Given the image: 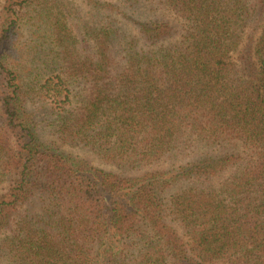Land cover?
I'll use <instances>...</instances> for the list:
<instances>
[{"label":"trees","instance_id":"1","mask_svg":"<svg viewBox=\"0 0 264 264\" xmlns=\"http://www.w3.org/2000/svg\"><path fill=\"white\" fill-rule=\"evenodd\" d=\"M5 260L264 264V0H0Z\"/></svg>","mask_w":264,"mask_h":264},{"label":"rangeland","instance_id":"2","mask_svg":"<svg viewBox=\"0 0 264 264\" xmlns=\"http://www.w3.org/2000/svg\"><path fill=\"white\" fill-rule=\"evenodd\" d=\"M162 15H167L166 16V18L168 19V18H170L172 21L174 20V18H173V16L171 15V14H167L164 10H160L159 11V13H158V16L160 17V16H162ZM171 16V17H170ZM144 17H142V19H143ZM174 22V21H173ZM51 138H53V137H51ZM64 149L66 150V151H69V152H72V153H74V154H76V155H79V156H81V157H83V158H88V159H90L92 162H94L95 164H97V165H100V166H102L103 168H105V169H110V167H108V166H103L102 165V163L100 162V161H98V160H96L94 157H92L91 155H89V153H87L85 150H83L82 148H70V147H64ZM1 264H10L7 260H5L4 262H2Z\"/></svg>","mask_w":264,"mask_h":264}]
</instances>
